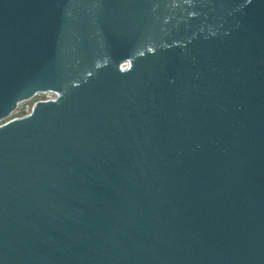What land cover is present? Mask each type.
Here are the masks:
<instances>
[{"label":"water","instance_id":"95a60500","mask_svg":"<svg viewBox=\"0 0 264 264\" xmlns=\"http://www.w3.org/2000/svg\"><path fill=\"white\" fill-rule=\"evenodd\" d=\"M0 264H264V0H0Z\"/></svg>","mask_w":264,"mask_h":264},{"label":"rangeland","instance_id":"374dc122","mask_svg":"<svg viewBox=\"0 0 264 264\" xmlns=\"http://www.w3.org/2000/svg\"><path fill=\"white\" fill-rule=\"evenodd\" d=\"M47 95L44 94H37L36 96L23 101L19 103L18 107L14 109V112L11 114V116L3 121H0V124H4L6 122H9L11 119L20 118L26 116L28 113H31L33 110L34 105L45 98H47Z\"/></svg>","mask_w":264,"mask_h":264},{"label":"built area","instance_id":"2783aa9c","mask_svg":"<svg viewBox=\"0 0 264 264\" xmlns=\"http://www.w3.org/2000/svg\"><path fill=\"white\" fill-rule=\"evenodd\" d=\"M41 94H44V93H41ZM44 95H47L48 97L43 99V100H41V101L52 100V99H56L58 97V95L56 93H53V92H47ZM28 114H30V113H28Z\"/></svg>","mask_w":264,"mask_h":264}]
</instances>
